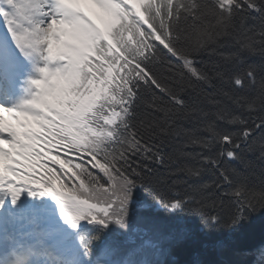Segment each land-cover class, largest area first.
<instances>
[{
  "label": "snow or ice",
  "instance_id": "obj_1",
  "mask_svg": "<svg viewBox=\"0 0 264 264\" xmlns=\"http://www.w3.org/2000/svg\"><path fill=\"white\" fill-rule=\"evenodd\" d=\"M249 155L264 0H0V264H169L264 208Z\"/></svg>",
  "mask_w": 264,
  "mask_h": 264
},
{
  "label": "trees",
  "instance_id": "obj_2",
  "mask_svg": "<svg viewBox=\"0 0 264 264\" xmlns=\"http://www.w3.org/2000/svg\"><path fill=\"white\" fill-rule=\"evenodd\" d=\"M249 60L258 61L259 57H250ZM248 158L254 163L250 170V182L259 185L264 179V163L255 155H249ZM193 215L188 213L186 222L193 229L195 239L174 247L170 255L163 257L169 264H193L196 261L204 264H251L255 259L252 250L264 245V208L250 211L244 224L234 231L225 228L211 234L196 230ZM158 219L162 224L168 223L165 213H161ZM216 241H222V246H218Z\"/></svg>",
  "mask_w": 264,
  "mask_h": 264
},
{
  "label": "rangeland",
  "instance_id": "obj_3",
  "mask_svg": "<svg viewBox=\"0 0 264 264\" xmlns=\"http://www.w3.org/2000/svg\"><path fill=\"white\" fill-rule=\"evenodd\" d=\"M94 11V10H93Z\"/></svg>",
  "mask_w": 264,
  "mask_h": 264
}]
</instances>
